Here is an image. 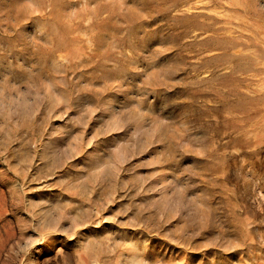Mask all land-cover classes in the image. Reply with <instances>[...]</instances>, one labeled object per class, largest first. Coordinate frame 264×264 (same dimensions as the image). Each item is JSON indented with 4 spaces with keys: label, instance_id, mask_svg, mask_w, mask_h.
<instances>
[{
    "label": "rangeland",
    "instance_id": "374dc122",
    "mask_svg": "<svg viewBox=\"0 0 264 264\" xmlns=\"http://www.w3.org/2000/svg\"><path fill=\"white\" fill-rule=\"evenodd\" d=\"M0 264H264V0H0Z\"/></svg>",
    "mask_w": 264,
    "mask_h": 264
}]
</instances>
